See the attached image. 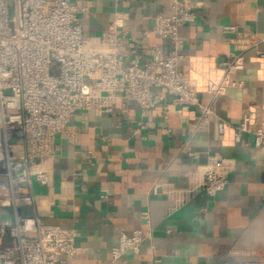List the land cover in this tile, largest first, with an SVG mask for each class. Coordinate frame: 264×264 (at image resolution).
I'll return each mask as SVG.
<instances>
[{"label":"crops","instance_id":"obj_1","mask_svg":"<svg viewBox=\"0 0 264 264\" xmlns=\"http://www.w3.org/2000/svg\"><path fill=\"white\" fill-rule=\"evenodd\" d=\"M188 1L197 20L180 29L185 57L179 68L188 76L191 64L204 60L221 72L231 54L241 52L245 65L234 78L242 85L229 87L216 102L218 114L237 124L244 112L264 107V0ZM172 12V0H91L84 33L91 48L103 51L102 32L117 13L126 14L124 29L144 62L149 47L172 49L170 40L152 31L157 14ZM198 96L211 101L206 93ZM175 109L169 94L149 111L137 101L117 98L110 112L76 113L67 132L57 136L54 153L38 166L49 172L51 182L25 187L36 205L24 211L48 225L75 230L81 252L72 264L264 261V146L256 148L248 135V146L234 144L215 123L196 130ZM214 160L233 166L227 187L216 195L201 190L171 211V198L153 192L158 181L188 188L191 173ZM145 213L152 237L140 253L128 251L112 261L122 233L146 229ZM8 216L0 209V218Z\"/></svg>","mask_w":264,"mask_h":264},{"label":"built area","instance_id":"obj_2","mask_svg":"<svg viewBox=\"0 0 264 264\" xmlns=\"http://www.w3.org/2000/svg\"><path fill=\"white\" fill-rule=\"evenodd\" d=\"M90 9L91 0H0V208L9 215L0 218V264H72L81 252L75 230L48 225L24 211L36 205L25 187L51 182L49 172L38 166L54 153L57 136L67 132L71 117L80 111L110 112L117 98L137 101L149 111L169 94L177 115L196 130L215 123L219 134H230L234 144L248 146V135L256 148L264 146V107L244 112L233 125L216 109L229 87L242 85L234 78L245 65L241 52L231 54L221 72L204 60L193 62L188 76L180 70L185 57L180 29L197 20L188 0H172L171 14L155 16L152 31L170 40L172 49L149 47L145 52L150 58L144 62L130 43L123 13L102 32L105 49L91 48L84 33ZM199 93L208 94L211 101L203 102ZM232 170V165L214 160L191 173L188 188L158 181L152 190L170 197V210L175 211L201 190L211 196L224 190ZM144 217L145 230L120 235L112 261L128 251L140 253L143 242L152 237L150 216Z\"/></svg>","mask_w":264,"mask_h":264},{"label":"rangeland","instance_id":"obj_3","mask_svg":"<svg viewBox=\"0 0 264 264\" xmlns=\"http://www.w3.org/2000/svg\"><path fill=\"white\" fill-rule=\"evenodd\" d=\"M10 5H13V2L12 1H10ZM0 209H2V208H0Z\"/></svg>","mask_w":264,"mask_h":264}]
</instances>
